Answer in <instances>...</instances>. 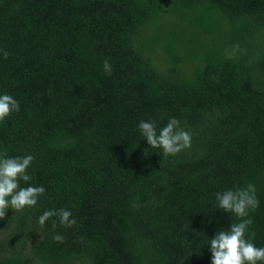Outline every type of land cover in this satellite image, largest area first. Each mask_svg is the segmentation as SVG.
Wrapping results in <instances>:
<instances>
[{
	"label": "trees",
	"instance_id": "16d2710c",
	"mask_svg": "<svg viewBox=\"0 0 264 264\" xmlns=\"http://www.w3.org/2000/svg\"><path fill=\"white\" fill-rule=\"evenodd\" d=\"M0 49V152L45 189L0 218V264H211L238 222L216 194L249 183L264 247V0H0ZM172 117L191 146L164 156L138 124Z\"/></svg>",
	"mask_w": 264,
	"mask_h": 264
},
{
	"label": "clouds",
	"instance_id": "9594fccd",
	"mask_svg": "<svg viewBox=\"0 0 264 264\" xmlns=\"http://www.w3.org/2000/svg\"><path fill=\"white\" fill-rule=\"evenodd\" d=\"M238 47V46H237ZM3 59L8 58V52L0 49ZM106 74L111 75L112 66L108 60L103 63ZM19 103L10 95H0V121L12 112H19ZM138 131L152 149H161L164 156L175 155L191 146L190 132L180 127V122L172 117L167 124L157 132L155 121H143L138 124ZM34 160V156L27 154L23 157H8L6 152H0V218H4L7 209L20 212L25 208L37 205L38 198L45 189L42 186L29 185L21 187L20 181L28 182L31 177L27 170ZM216 207L225 213H231L238 218V222L231 223L229 229H220L210 239L211 264H257L264 261V247H257L253 240L255 233L249 234L253 220L249 218V211L259 206L254 184L236 187L216 194ZM59 217L60 224L71 228L75 219L72 213L61 208L59 210H45L37 218L38 225L44 227L52 217ZM52 228H56L55 222ZM54 242L62 243L64 237L60 234L53 236Z\"/></svg>",
	"mask_w": 264,
	"mask_h": 264
}]
</instances>
